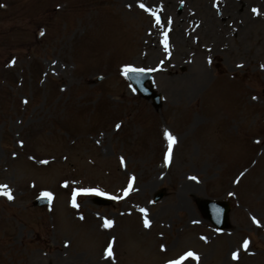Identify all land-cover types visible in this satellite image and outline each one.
I'll return each mask as SVG.
<instances>
[{"label": "rangeland", "instance_id": "rangeland-1", "mask_svg": "<svg viewBox=\"0 0 264 264\" xmlns=\"http://www.w3.org/2000/svg\"><path fill=\"white\" fill-rule=\"evenodd\" d=\"M263 89L264 0H0V264H264Z\"/></svg>", "mask_w": 264, "mask_h": 264}, {"label": "water", "instance_id": "water-1", "mask_svg": "<svg viewBox=\"0 0 264 264\" xmlns=\"http://www.w3.org/2000/svg\"><path fill=\"white\" fill-rule=\"evenodd\" d=\"M129 78L137 85H139V91L146 97L151 96L154 100V103L159 102L158 95L150 92V90L143 85V80L146 77L138 76L136 73H129ZM147 76V75H146ZM137 81V82H136ZM139 81V82H138ZM38 204L43 203L42 201H38ZM201 209L204 214H206L210 220L218 227L223 228L227 226V209L228 204L225 202H212V201H203L201 203Z\"/></svg>", "mask_w": 264, "mask_h": 264}, {"label": "snow or ice", "instance_id": "snow-or-ice-1", "mask_svg": "<svg viewBox=\"0 0 264 264\" xmlns=\"http://www.w3.org/2000/svg\"><path fill=\"white\" fill-rule=\"evenodd\" d=\"M139 7L144 8L145 11H148V9L145 8V6L143 4H139ZM252 11L254 13H257L258 10L254 8V9H252ZM129 71H135V69H132V68H126L125 69V72H129ZM117 127H119V125ZM163 137H164V139L166 141H168V152L165 153V156H164L165 164L167 165V163L169 161V158H170V152H171L172 144L175 143V138L166 129L163 131ZM129 187H131V185H129ZM89 191H91V190H84L85 194H87ZM95 194L99 195L100 193L96 192ZM0 195L6 196L9 200H11L13 198L12 195L10 194V192L7 190V185H0ZM44 195L45 196H49V198H50V195L48 193H45ZM74 197H75V193H74V196H73V207H76V204L74 202ZM140 211L144 212L145 210L144 209H140ZM253 222L256 223L255 220ZM144 223H145V227H147L148 226V221L145 220ZM104 226L105 227H110L111 226V222L110 221H105ZM247 245H248V241L245 240L244 244H243V247L246 248ZM110 248H111V244H109V249L106 250V255L107 256L111 255ZM188 257H191L192 259H197V257L194 255V253L189 251V252L185 253L184 255L180 256L179 259L173 260V261H169V264H181V262L183 260H185L186 258H188ZM233 258L234 259L236 258V253H233Z\"/></svg>", "mask_w": 264, "mask_h": 264}, {"label": "bare ground", "instance_id": "bare-ground-1", "mask_svg": "<svg viewBox=\"0 0 264 264\" xmlns=\"http://www.w3.org/2000/svg\"><path fill=\"white\" fill-rule=\"evenodd\" d=\"M193 186V185H192ZM186 188H188V187H185L184 189H186Z\"/></svg>", "mask_w": 264, "mask_h": 264}]
</instances>
